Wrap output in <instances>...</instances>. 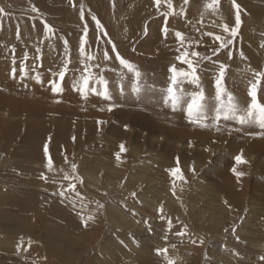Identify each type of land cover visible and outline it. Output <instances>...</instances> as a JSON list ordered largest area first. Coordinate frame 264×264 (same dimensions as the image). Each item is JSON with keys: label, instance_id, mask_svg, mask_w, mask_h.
<instances>
[{"label": "rangeland", "instance_id": "obj_1", "mask_svg": "<svg viewBox=\"0 0 264 264\" xmlns=\"http://www.w3.org/2000/svg\"><path fill=\"white\" fill-rule=\"evenodd\" d=\"M210 2L172 0L176 13L183 8L185 14L169 15L164 0L160 7L155 0H0V264H264V136L258 134L264 129L258 114L243 125L235 119L250 106L253 72L264 71V0H235L242 24L230 45L232 59L228 49L213 56L215 63L190 55L200 87L184 80L175 110L166 91L170 67L187 70L178 55H211L220 43L215 35L231 39L222 25L235 26L233 0H220L215 9L206 7ZM92 15L107 36L95 29ZM85 21V50L93 60L79 52ZM178 31L186 37L183 48ZM113 44L141 72L139 84L114 59ZM104 51L113 59L103 60ZM221 63L228 66L232 112L215 98ZM86 64L108 81L111 99L91 90L85 99L78 91ZM53 81L61 83V93L51 90ZM103 87L90 81L89 89ZM201 88V123H190L187 104ZM258 99L264 103V81ZM29 102L61 103L66 111L77 105L80 115L22 110ZM217 111L229 115L218 127ZM241 153L246 163L238 165ZM177 166L184 180L170 175ZM233 168L244 175L238 178ZM163 248L167 254H158Z\"/></svg>", "mask_w": 264, "mask_h": 264}, {"label": "snow or ice", "instance_id": "obj_2", "mask_svg": "<svg viewBox=\"0 0 264 264\" xmlns=\"http://www.w3.org/2000/svg\"><path fill=\"white\" fill-rule=\"evenodd\" d=\"M164 2H166L168 4V7L170 9V12L168 13L169 15H184L185 14L183 8H181V11L179 14L176 13L175 8L172 4V0H164ZM161 3H162V0H155L156 7H160ZM184 3L187 4L188 0H184ZM219 3H220V0H211V2L206 5V7L208 9H215V7L217 5H219ZM233 5L235 8V20H234L235 26L230 27L229 24H227V23L222 25L223 32L228 33L230 35L231 39H224V38H222L221 35H215V38H214L215 41H219L220 43L218 46L213 47L211 49V55L201 56L200 52H198V51H193L191 53H189L188 51H184L180 55H178L176 57V59L178 61H180L182 64L187 65V70H179L175 64H173L170 67V69H169V71L171 72L170 84L167 87L166 91L168 93V98L172 102L173 110H175L176 106L181 101V96L178 95V86L184 80H186L190 84L196 85L198 88L200 87V76L198 75L197 66H196V64H194L193 59L189 58L190 55L193 58L198 57L200 60L212 61L213 63H215V61H213V59H212L213 56H218L221 49H228V52L226 54H227L229 59H232L233 53H232V50L230 48V45L233 44L234 38L238 36L239 29H240L241 24H242L241 6L239 3H236L235 0H233ZM73 6L75 7V4H73ZM2 11H3V9L0 8V12H2ZM32 11L38 12L39 9L33 7ZM79 16H80L81 20L85 19V11H84L83 5L80 6ZM91 18L95 22V29L100 31L101 36H107L108 33L105 31L104 25L101 23V21L95 15H92ZM42 23H43L44 29L46 30L47 33H53L54 32L53 27L51 25H49L47 23V21H42ZM163 31L165 33H167V31H168L167 25L164 26ZM197 31H199V29H197ZM88 33H89V28H88L87 22L85 21V23L83 25V37L81 38V40L79 42V52L81 55H84L86 57V59L93 60V59H95V57L88 55L86 53V50H85V46L88 44ZM209 35H211V33H209ZM175 36L179 40L181 47L182 48L185 47V40H186L185 35L182 32L178 31L175 33ZM64 43H65V45H67L68 41L65 40ZM196 43H198V41ZM187 47H191V43H189L187 45ZM36 51L39 52L40 49H36ZM112 51L115 52L114 59L118 60L119 64L122 65L123 68L127 69L129 73L134 74L136 82H137V84H139L140 79H141V72L136 68V66L132 62L125 59L121 55V53L116 50L115 44L112 45ZM177 51H180V49H177ZM240 56L244 57V54L242 51L240 52ZM24 58L26 59L27 56H25ZM37 59H39V57H37ZM110 59H113V57H111L109 55L108 51H104L103 52V60H110ZM69 62H66L64 64L63 70L59 71V73H58L59 79L61 82H63V80L65 79V75L68 72V63ZM98 66L99 65H97V67ZM227 67L228 66L226 64H223V63L219 64V71H218L217 77L215 79V92H216L215 98L220 102V107L226 106L228 109V112H232L235 109L236 105L234 104L233 95L230 92H227L226 87H225V74L227 71ZM83 71H84V73H87V75L82 74V76H81L82 86L80 88H78V91L84 95V98L85 99L88 98L87 93L89 90H91L92 92L103 96V98L105 100L111 99L110 93H109L108 81L105 80V78L102 75L94 77L92 75V73L89 72V66L87 64L85 65V68ZM253 75H254L255 79L251 83L249 91H248V95L251 97L250 106L246 110V115L237 116V117H235V119L238 121L239 124L243 125V124H246L248 122V118L252 117L254 114H258V121H259L260 127H261V129H264V103H261L258 99V87L261 84V81H264V71H254ZM94 78L96 79V82L98 84H102L104 86L103 92H97V89H95V88L89 89L90 81H92ZM51 90L55 93H58V94L61 93V91H62L61 83H57V82L53 81V86H52ZM137 90H139V89H137ZM179 90L181 92L183 91L182 88H180ZM225 94H227V102H225V100H224ZM191 97H192L191 101H190V103L187 104V109H186L187 115L189 117V122L200 124L201 118H197L196 114L201 112L202 108L204 107L202 102L205 100V92L201 88L199 91L191 93ZM112 110H113V106H109L108 111H112ZM228 112L221 115L219 113V111H217V114L214 117V120L216 122L215 126H217V127L219 126V121L221 119H224V120L229 119ZM202 119L207 120V117L204 116V117H202ZM202 126L208 127V124L203 123ZM258 134L264 136V131H261ZM50 140H51V138H49V141ZM119 148H120V152L126 151L124 144H120ZM43 151L48 156L47 166H48V170L51 171L53 168V159H52L51 155H49V145L47 143L44 145ZM116 158H117V160L120 159V153L116 154ZM235 161L238 165L242 164V163H246V161L243 159L242 153L235 157ZM176 164L179 165V158L178 157L176 158ZM72 168H73V171L76 170V166L74 164L72 165ZM168 171L173 178H178L180 180L185 179L181 173L180 167H178V166L171 168ZM193 171H194V168H193ZM232 171L238 178L244 175L243 172H237L235 168H233ZM43 179L47 180L48 177L44 176ZM64 179L70 180L73 178L68 176V175H65ZM76 179H79V178L77 177ZM81 182H82V180H81ZM75 188H76V185L74 183L70 184V186H69L70 191H74ZM64 194L65 193L63 191H61L59 193L60 196H64ZM77 195H79V193H77ZM131 195L133 197H135L136 193L132 192ZM97 207L103 208V204H100L99 202H97ZM159 212L163 213V206H161L159 208ZM163 218L164 217L161 216V219H163ZM88 219H93V217L89 216ZM167 223H168L169 227H171L172 220L168 219ZM225 231L227 232L228 229L226 228ZM233 231H235V229H233ZM177 235H184V233L178 232ZM193 243H195V241H193ZM201 243H203V241H201ZM172 247H175V245H173ZM157 252H158V254H167L168 249L167 248L158 249ZM260 259L262 261H264V256H261ZM168 264H175V261L170 259L168 261Z\"/></svg>", "mask_w": 264, "mask_h": 264}, {"label": "bare ground", "instance_id": "obj_3", "mask_svg": "<svg viewBox=\"0 0 264 264\" xmlns=\"http://www.w3.org/2000/svg\"><path fill=\"white\" fill-rule=\"evenodd\" d=\"M52 95V94H51ZM53 96V95H52ZM46 97H47V94H46ZM32 102H34V101H32ZM32 102H29L30 103V105H29V103L27 104V105H25V107H22V110H27V111H29V112H33V113H45V112H49V110H55V111H57V112H66V113H64L65 115H69V113L71 112V114L73 113V115L75 114V115H80L79 113H80V111H77L75 108H77L76 106H73L74 108L71 110V109H69L70 111H66L64 108H63V104H61L60 103V106L59 105H56V104H54V105H52V103H50L49 104V102L48 103H44V104H42V105H40V102H38L37 103V107L35 106V105H33L32 104ZM57 104H58V102H57ZM72 108V107H71ZM47 110V111H46ZM19 207H21V208H24L23 206H19ZM21 208H19V209H21ZM13 209V208H12ZM25 209V208H24ZM16 210H14V212H15ZM16 213V212H15ZM16 214H18V212L16 213ZM148 260V259H147Z\"/></svg>", "mask_w": 264, "mask_h": 264}]
</instances>
